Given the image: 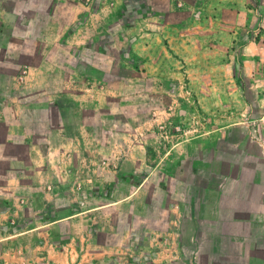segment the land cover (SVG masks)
<instances>
[{
    "label": "rangeland",
    "instance_id": "374dc122",
    "mask_svg": "<svg viewBox=\"0 0 264 264\" xmlns=\"http://www.w3.org/2000/svg\"><path fill=\"white\" fill-rule=\"evenodd\" d=\"M159 1L165 2L162 7L170 22L179 20L175 26L185 38L199 22L193 19L210 15L229 19L234 25L231 33L243 20L251 30L264 0H229L227 6L220 0ZM205 23L199 26L205 29ZM196 35L206 38L204 33ZM171 51L158 57L159 62L139 53L122 63L85 50V58L102 67L104 74L85 70L79 77L71 70L76 66H61L66 57L57 50L51 58L58 70L50 93L16 88L21 112L27 115L21 121V142L12 148L19 167L8 168L4 161L0 168L1 178L11 177L0 195L4 263L53 264L55 257L61 264L66 247L61 245L66 243L71 256L84 264L79 248L83 230L98 243L123 245L126 231L140 223L146 233L140 232L139 240L156 245L176 208L175 180L181 179L186 191L190 183L209 186L217 178V187L223 185L222 171L227 169L219 161L234 153L222 142L224 136L206 133L210 129L226 123L235 130L247 129L244 139L260 149L264 160V103L244 110L236 101V90L218 87L221 75L209 69L204 52L192 57L189 47ZM23 80L17 76V83ZM229 91L234 102L222 103L220 94ZM246 91L254 96V88ZM67 215L72 217L61 220ZM67 231L72 235L69 241ZM160 241L164 244L157 251L163 253L168 241ZM48 251L57 254L49 257ZM117 253L114 264H126L124 249L119 247Z\"/></svg>",
    "mask_w": 264,
    "mask_h": 264
},
{
    "label": "crops",
    "instance_id": "0c3cea01",
    "mask_svg": "<svg viewBox=\"0 0 264 264\" xmlns=\"http://www.w3.org/2000/svg\"><path fill=\"white\" fill-rule=\"evenodd\" d=\"M164 4L159 0H0V168L5 166L4 161L8 168L19 167L12 148L21 142V121L27 114L21 112V99H17L15 90L26 86L50 93L54 87L53 74L58 70L51 58L57 50L66 57L61 66L68 69L76 66L71 70L81 77L80 72L85 70L104 74L102 67L85 58V50L95 57H117L122 63L123 58L127 60L139 53L159 62L158 57L172 53L171 50L189 47L192 57L204 52L209 58L206 62L209 69L221 75L216 78L221 83L218 87L236 90V101L244 110L250 105L256 109L264 103L261 91L264 89V1L258 4L259 17L253 19L251 30L243 20L231 33L229 30L234 25L229 19L210 15L205 20L193 19L199 22L195 23L196 28L188 30L185 38L175 26L179 20L169 21ZM220 5H229V0H220ZM204 22L205 29L199 26ZM198 33H204L206 38H199ZM200 47L204 48L199 50ZM17 76L24 78L25 85L17 83ZM210 82L212 86L213 79ZM246 87L255 89L253 97ZM229 94L233 92L220 94L222 103L234 102L235 98ZM48 104L57 105L53 101ZM230 125L226 123L206 131L209 135L224 136L222 142L234 153L219 161L227 169L222 171L223 185L217 187L221 179L217 178L209 186L208 182L202 186L190 183L186 191L185 183L175 180L176 208L169 213L172 220H167L168 229L159 232L161 240L168 241V247L162 249L167 255L157 251L164 244L160 238L156 245L139 240L138 234L146 233L145 224L140 223L136 229L126 231L123 245L98 243L83 230L79 247L83 250L80 256L85 259L82 262L114 264L120 247L124 249L126 264H264V160L260 149L244 139L247 129L235 130ZM239 153L243 154L241 158L237 157ZM6 179L11 177H0V195ZM66 236L67 241L72 238L69 231ZM63 244L66 247L60 254L61 264L63 259L66 264H81V259L72 257L67 244ZM56 254L48 251L49 257ZM52 260L58 264L55 257ZM0 263L12 264L4 263L3 257Z\"/></svg>",
    "mask_w": 264,
    "mask_h": 264
},
{
    "label": "built area",
    "instance_id": "2783aa9c",
    "mask_svg": "<svg viewBox=\"0 0 264 264\" xmlns=\"http://www.w3.org/2000/svg\"><path fill=\"white\" fill-rule=\"evenodd\" d=\"M86 2H89L90 0H85Z\"/></svg>",
    "mask_w": 264,
    "mask_h": 264
}]
</instances>
